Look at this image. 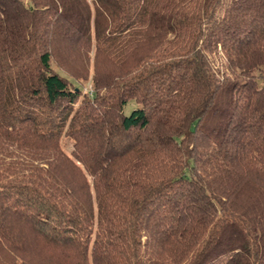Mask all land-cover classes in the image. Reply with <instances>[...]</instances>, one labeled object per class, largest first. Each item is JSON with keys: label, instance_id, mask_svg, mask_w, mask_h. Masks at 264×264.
Listing matches in <instances>:
<instances>
[{"label": "trees", "instance_id": "trees-1", "mask_svg": "<svg viewBox=\"0 0 264 264\" xmlns=\"http://www.w3.org/2000/svg\"><path fill=\"white\" fill-rule=\"evenodd\" d=\"M0 264H264V0H0Z\"/></svg>", "mask_w": 264, "mask_h": 264}, {"label": "rangeland", "instance_id": "rangeland-1", "mask_svg": "<svg viewBox=\"0 0 264 264\" xmlns=\"http://www.w3.org/2000/svg\"><path fill=\"white\" fill-rule=\"evenodd\" d=\"M90 90V84L87 83V85L84 86V92H88ZM134 104L133 103H129L125 108H124V113L125 114H129V112L131 111L132 108H134ZM64 150L66 152L70 151L71 149V144L69 142L64 143Z\"/></svg>", "mask_w": 264, "mask_h": 264}]
</instances>
